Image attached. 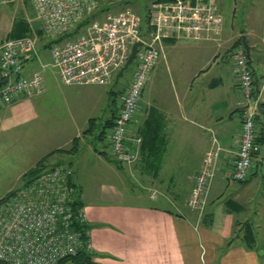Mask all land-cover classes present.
Instances as JSON below:
<instances>
[{
  "label": "crops",
  "instance_id": "0c3cea01",
  "mask_svg": "<svg viewBox=\"0 0 264 264\" xmlns=\"http://www.w3.org/2000/svg\"><path fill=\"white\" fill-rule=\"evenodd\" d=\"M242 35L250 47L248 59L254 78V90L259 92L264 79V4L253 7L249 17L246 16L244 27L237 31L225 21L217 39L179 37L162 40V51L148 80L164 68L162 70L168 74L169 86L163 85L156 98H145L147 83L142 91L128 131L129 137L140 136L142 139L145 136L147 140L143 150L140 145L139 159L135 165L125 166L113 161L118 165L112 169L116 180L102 183L98 189L87 183L81 163L79 167L72 166L73 182L79 189L89 226L95 264H264V245H260L263 251L259 255L257 249L250 247L244 238L245 223L249 222L252 226L258 215L259 199H253V192L264 196V175L258 171L259 165L264 163V156L260 154V144L264 142L262 97L256 121L259 151L252 157L248 177L243 182L229 185L224 179V172L232 160V151L239 141L241 94L230 55L236 39ZM41 47L45 48L46 45L40 43L38 50ZM188 47L197 54L192 63L194 67L183 72L182 62L181 68L175 62L180 58L176 57L174 50L178 48L182 51ZM49 61L32 58L23 65L25 75L41 69L45 88L42 93L30 97L21 96L11 104L0 107L1 167L5 165L6 153L16 142H11L13 139L22 136L27 128L31 131L35 129L34 125L47 123L46 116L51 113L50 107L55 97H67V93H71L74 98H81L84 93L81 88L96 85L61 83L57 71L49 65L39 69L41 64ZM160 65L164 67H158ZM113 111L109 109V113L102 119H108ZM91 119L96 124L95 117L87 116L86 128ZM86 128H78L71 136L57 139L51 149L36 156L28 169L48 153L56 149H68L74 138H77L78 146L73 153L78 151L80 143L92 146L91 140H85V136L93 134L95 128L92 133H82ZM230 130L233 132L230 133ZM46 139H40L39 143L33 145L44 148L54 141L51 136ZM93 139H96L95 135ZM213 142L221 148L216 162L217 172L209 188L208 202L196 218L193 210L186 205L187 200L181 202L174 191L177 185L175 175L179 178L180 173L185 171V176L191 179V174L196 173L202 157L213 146ZM104 143L107 150L106 139ZM33 145L25 146L31 148ZM92 149L96 150L93 146ZM62 153L73 154L68 151L55 152L50 156L57 154L56 161L48 164L63 160ZM122 166L126 167L127 176L135 175L131 174L132 169L138 173L142 183H152L156 178L157 189L161 194L151 195V192H143V189L139 191L127 183ZM28 169L23 170L18 177ZM165 172H169V184L163 189ZM159 198L166 199L170 206L156 204ZM229 199L239 206L226 204ZM260 246L256 244V247Z\"/></svg>",
  "mask_w": 264,
  "mask_h": 264
},
{
  "label": "built area",
  "instance_id": "2783aa9c",
  "mask_svg": "<svg viewBox=\"0 0 264 264\" xmlns=\"http://www.w3.org/2000/svg\"><path fill=\"white\" fill-rule=\"evenodd\" d=\"M7 1L12 0H0V4ZM26 1L32 5L40 28L21 37H7L0 43V107L21 96L44 91L41 69L23 74L26 60L39 59L40 38L58 39L49 46L50 61L40 68L49 65L57 71L61 83L67 85L116 82L117 72L125 64L132 45L140 41L134 57L135 70L119 95L107 133L113 158L128 166L138 162L141 144L140 136H128L129 126L162 51V40H214L224 26L215 0H151L148 31L142 29L140 17L131 8L98 13L103 4L116 0ZM92 15L95 16L87 24H82ZM80 25H84L83 31L68 35ZM231 57L241 94L240 127L238 145L232 151L231 166L224 179L235 183L247 179L252 157L259 151L256 121L260 97L264 98V79L254 97V78L242 43L233 47ZM213 143L202 158L187 201L189 209L199 216L206 205L221 150ZM73 175L72 166L61 162L0 199L1 263L57 264L82 249L91 250L89 230L83 232L81 227L86 219L83 207L76 205L80 192Z\"/></svg>",
  "mask_w": 264,
  "mask_h": 264
},
{
  "label": "rangeland",
  "instance_id": "374dc122",
  "mask_svg": "<svg viewBox=\"0 0 264 264\" xmlns=\"http://www.w3.org/2000/svg\"><path fill=\"white\" fill-rule=\"evenodd\" d=\"M218 3L219 10L224 17V22L228 23V25L232 26L235 31L244 27L246 16L249 17L250 12L253 11V7H259L264 4V0H215ZM110 7L108 12H116L124 8L133 9L141 19L142 29L149 30L148 23V7L150 5V0H116L113 3H106ZM35 11L30 3L26 0H12L7 1L5 3L0 4V43L7 37H10V31L14 25V21H22L26 20L30 25V32L37 31L40 28V22L35 18ZM102 16V15H101ZM30 21V22H29ZM88 23V22H87ZM85 23V24H87ZM81 25L79 32L83 31ZM78 31H73L72 36L76 34ZM40 33V32H39ZM43 37V36H42ZM51 39L43 37L40 38V43H48ZM46 45V44H45ZM177 49V50H176ZM174 53L176 57L179 56L180 60L175 61L180 64H183V72H187L191 70L194 65V57L197 54L195 50L192 48H186L185 50H180L176 48ZM173 52V50H172ZM40 57L43 61L50 60L49 58V47L45 48L41 47L39 49ZM231 61L233 63V59L230 55ZM162 65L158 66L161 67ZM136 67V59L134 58L132 62L129 64L127 69H125L121 76L118 77V80L112 81L109 84L105 85H88L83 88V95L81 98H74L71 93H67V97L59 96L53 99L54 103L50 107V112L46 116L47 123L46 124H38L34 125L31 131L27 128V131L22 134V136H17L16 141L10 148V151L6 153L4 162L5 165L3 167L0 166V198L6 194L9 190L17 189L23 185L22 177H18L20 173L28 169L32 166L34 159L38 154L44 152V150L51 149L54 144H56L57 139H63L66 136H71L76 129L78 128H86L85 120L88 117H95V131L93 134L86 135L85 140H91L92 146L95 147L96 150L92 149V146H88L87 144L80 143V147L78 151L73 154L62 153L61 158H63V162H70L71 166L79 167V164H82V170L84 171V177L89 184V186L98 189V186L102 183L106 182H114L116 179L114 178L112 169L117 168L113 161L110 159H114L113 155L108 149L105 150L104 141L102 140H94V135L99 131V127L104 121L102 118L109 113V109H115L116 105L119 102V95L123 91L124 87L129 83L131 76ZM164 67V66H162ZM161 67V68H162ZM176 68V69H180ZM40 69V67H39ZM164 69V68H162ZM159 69L155 74H153L152 78L148 80L147 86L144 90V96L146 97H154L158 96V92L162 89L163 85L169 86V79L167 77V72ZM174 74V73H173ZM176 78V77H175ZM80 97V96H79ZM67 101L74 102L68 103ZM139 106V103H138ZM138 109V108H137ZM100 120V121H99ZM102 120V121H101ZM99 123V124H97ZM109 129L107 130L108 133ZM16 131H13L14 133ZM233 132L232 130L229 131ZM23 135L25 137H23ZM52 137L54 139L51 145H47L42 148L41 146L36 147L33 143H39L40 139L47 140V137ZM18 139V140H17ZM107 140V135H106ZM142 141V140H141ZM25 145L33 147L29 148ZM261 151L260 154L264 156V142L260 144ZM99 151H103V153L99 154ZM22 152V153H21ZM220 153V152H219ZM219 155V154H218ZM188 156V155H187ZM192 158V156H189ZM203 158V157H202ZM56 156H50L46 160V163H51L56 161ZM202 161V160H201ZM229 165L226 170L231 166V161H229ZM73 164V165H72ZM50 165V164H48ZM127 166L126 164H124ZM201 165V164H200ZM122 166V171L126 175V181L130 185H134L139 191L151 192L152 194H161L157 189L156 178L155 181H151L142 183L139 181L138 173H136L133 169L131 174H137L133 177L127 176L126 167ZM200 167V166H199ZM132 168V167H131ZM121 169V168H120ZM199 169V168H198ZM215 176L217 169H215ZM198 171V170H197ZM196 171V173H197ZM258 171L260 174L264 175V163L260 164L258 167ZM191 174V179L185 176L187 173L183 171L180 173L181 177H177L175 175V182L177 185L174 188V191L177 194V197L181 202L188 201L190 193L189 190L192 188L195 174ZM225 173V172H224ZM169 172L164 173V186L163 189H166L168 183ZM225 182L229 184L226 180ZM141 184V185H140ZM147 187V188H146ZM158 187L159 186L158 183ZM229 190V189H228ZM161 191V190H160ZM166 191V190H165ZM163 192V190H162ZM191 192V190H190ZM253 192V191H252ZM170 193V192H167ZM167 193L165 194L166 196ZM253 199H259V204L257 207L258 215L255 217V221L252 224L254 228V245L257 249V253L262 255L263 246L264 245V196H261V193L253 192ZM186 201V202H187ZM208 202V200H207ZM206 202V204H207ZM159 206H170L169 202H167L164 198H159L155 202ZM187 205V204H186ZM188 206V205H187ZM206 206V205H205ZM184 207V206H183ZM196 218L198 217L197 211H192ZM259 244L260 247H256V244ZM263 257V256H262Z\"/></svg>",
  "mask_w": 264,
  "mask_h": 264
},
{
  "label": "trees",
  "instance_id": "16d2710c",
  "mask_svg": "<svg viewBox=\"0 0 264 264\" xmlns=\"http://www.w3.org/2000/svg\"><path fill=\"white\" fill-rule=\"evenodd\" d=\"M109 9H110V7L108 5L103 4L98 13L103 12V11H107ZM94 16L95 15L88 17L87 19H85V21L82 24L89 22ZM80 26H78L75 29V31H78L80 29ZM29 32H30V27H29V25L25 19L22 21H14V25L10 31V37H21V36L29 34ZM68 35H72V34H68ZM57 40H50L48 43H45V44H46V46H50L52 44V42L57 41ZM239 43H241V37H238L236 39L234 46L236 44H239ZM257 93H258V91L254 90L253 96L254 97L257 96ZM112 118H113L112 115H110V117L108 119H106L102 122V124L100 125V128H99V131L95 134V137L97 140H101V141L103 140L104 141L106 139L107 130L112 125ZM91 120L92 121H91L90 125L82 133L87 134V133L93 132V128L95 127V123L93 121L94 119H91ZM141 140H142L141 141L142 143L140 145H141V150H143L144 145L147 142V140H146L145 136H143V138ZM257 141L259 142L258 138H257ZM77 143H78L77 138H74L71 146L68 149H56V150L46 154L45 156H43L40 160H38L36 162V164L32 168L28 169L25 173L22 174L21 177L23 179V185L27 184L28 182L33 180L44 169L52 167L55 164H59V163L63 162L62 160H59L52 165H48L46 163V160L50 155L54 154L55 152H61V151H68V152L73 153L77 149V146H78ZM111 161H114L115 163H120L115 159H111ZM67 163L70 164V162H67ZM226 204H228L231 207L239 206L238 203H236L235 201H233L231 199L227 200ZM76 205L82 206L81 200H78L76 202ZM245 224H246V227H245L246 229L244 231V238L246 239V242L248 243V245H250V247H253L255 239H254V234L252 231V226L249 224V222H246ZM81 225H82L81 227H82L83 232L85 230H89V226L87 223H84ZM0 264H5V263L0 262ZM57 264H95V262L93 260V253L91 252V250L89 251L86 249H82L74 255H70V256H67V257L61 259Z\"/></svg>",
  "mask_w": 264,
  "mask_h": 264
},
{
  "label": "water",
  "instance_id": "95a60500",
  "mask_svg": "<svg viewBox=\"0 0 264 264\" xmlns=\"http://www.w3.org/2000/svg\"><path fill=\"white\" fill-rule=\"evenodd\" d=\"M241 43L246 51V54H247V57L249 58L250 57V47L249 45L247 44L246 42V37L244 35L241 36ZM140 45V41H137L135 42L133 45H132V48H131V51L129 53V56L125 62V64L119 69V71L117 72V75H116V80L118 79L119 76L122 75L123 71L125 69H127V67L129 66V64L132 62V60L134 59L135 57V53H136V49H137V46ZM259 106V110H260V104H258Z\"/></svg>",
  "mask_w": 264,
  "mask_h": 264
}]
</instances>
